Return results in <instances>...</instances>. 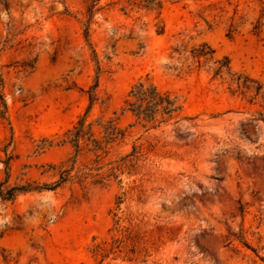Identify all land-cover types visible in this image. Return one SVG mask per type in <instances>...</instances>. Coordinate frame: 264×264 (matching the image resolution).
<instances>
[{"label":"rangeland","instance_id":"rangeland-1","mask_svg":"<svg viewBox=\"0 0 264 264\" xmlns=\"http://www.w3.org/2000/svg\"><path fill=\"white\" fill-rule=\"evenodd\" d=\"M225 58L264 86V0H0V264H264V97ZM140 78L166 123L123 110Z\"/></svg>","mask_w":264,"mask_h":264},{"label":"trees","instance_id":"trees-1","mask_svg":"<svg viewBox=\"0 0 264 264\" xmlns=\"http://www.w3.org/2000/svg\"><path fill=\"white\" fill-rule=\"evenodd\" d=\"M151 1L154 3V0ZM261 25L262 24L257 21L253 25L252 31L256 34L259 33ZM213 52L214 51L211 48H208V50H204L203 48L198 52H195L193 56L200 57L209 54L211 58ZM224 70L230 75L228 87L232 93H237L243 97H247V100L250 103L254 102L259 95L262 98L264 97V86L257 80L247 75H236L235 73H231L229 60L227 58H225V61L218 62V66L216 67L214 73L215 75H222ZM92 88L93 87H91V89L89 90L90 104L95 99V94ZM0 99H2V103L4 105V100L1 92ZM124 104V111H129L136 120L141 122L143 121L145 124L150 125V127H156L163 123H166L171 118H173L181 109V105L179 104L176 96H173L168 91H162L155 83L149 81L148 78H140L131 86ZM78 126H83L81 119L78 121ZM105 129H107L108 133L111 135L119 133V131L117 130V126L113 123L112 120H109L107 122ZM17 189V187H11L6 191L0 189V196L3 198H12L14 196L15 190ZM20 189L25 188L22 187ZM122 238L123 237H118L115 234H112L107 239L97 241L96 243L92 244V256L94 258H100L98 262H101L111 254L122 252V244L124 241ZM117 257H119V254L114 256V259H116ZM124 259L131 260V258L123 256L122 260Z\"/></svg>","mask_w":264,"mask_h":264}]
</instances>
